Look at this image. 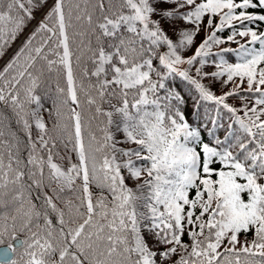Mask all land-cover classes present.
Instances as JSON below:
<instances>
[{
	"label": "snow or ice",
	"instance_id": "obj_1",
	"mask_svg": "<svg viewBox=\"0 0 264 264\" xmlns=\"http://www.w3.org/2000/svg\"><path fill=\"white\" fill-rule=\"evenodd\" d=\"M29 25L0 264H264V0H0V55Z\"/></svg>",
	"mask_w": 264,
	"mask_h": 264
},
{
	"label": "trees",
	"instance_id": "obj_2",
	"mask_svg": "<svg viewBox=\"0 0 264 264\" xmlns=\"http://www.w3.org/2000/svg\"><path fill=\"white\" fill-rule=\"evenodd\" d=\"M34 23H35V21H33V24ZM31 27H32V25H29L28 28H25L24 32L21 33V35L14 42L11 43V45L7 48V50L2 55H0V69H2L3 66L5 65V63L7 62V60L10 59L11 55L14 53V51L19 46V44L24 39V37L27 35V33ZM197 39H199V37ZM54 87H55V84L53 82V84H52L53 92H54ZM177 87H180V85L178 84ZM49 96H51V94H49ZM50 103H51V100H50V98H48L46 100L45 107L50 106ZM191 107H192V100L188 99L186 111L190 113ZM0 109H3V105H0ZM45 116H47L46 112H45ZM37 204H39V201H37Z\"/></svg>",
	"mask_w": 264,
	"mask_h": 264
}]
</instances>
